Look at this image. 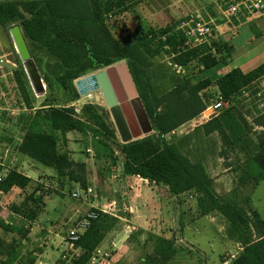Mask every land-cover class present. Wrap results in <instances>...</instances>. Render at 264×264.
I'll return each mask as SVG.
<instances>
[{
	"label": "trees",
	"instance_id": "obj_1",
	"mask_svg": "<svg viewBox=\"0 0 264 264\" xmlns=\"http://www.w3.org/2000/svg\"><path fill=\"white\" fill-rule=\"evenodd\" d=\"M136 2L141 1H0V26L8 28L20 24L32 54L38 47L58 61L62 72L55 79L70 94V99L63 104L49 102L27 119L26 131L18 151L35 163L55 170L58 176L68 177L86 187V180L76 171L77 164L71 159L70 153L61 151L59 147V138L67 142V134L75 131L84 136L90 134L95 140L98 153L111 159L115 165V151L109 142L117 141L118 133L109 114L99 111L93 105H87L82 115H78L74 107L69 106V102L73 103L80 97L75 86L77 80L124 61L154 131L159 135L117 144L125 159L122 164L125 175L142 178L150 184L165 185L172 196L186 192L194 194L199 216L213 212L221 214L229 222V237L241 246V251L228 264H264V218L255 210L247 212L246 208L234 200H223L202 163L191 161L174 142L167 140V136L175 135L176 130L187 122L200 115L207 117L204 112L208 104L202 92L211 87L213 81L210 75L205 74L227 66L232 59L233 48L223 40H213L210 45L191 44L184 33L172 27L157 33L150 31L149 38L143 34L132 44L123 45L105 25V16L114 12L115 8L122 9ZM234 25L238 23L233 21L228 26ZM164 48L168 49L178 66L187 68L196 63L199 74L192 77L174 75L172 87L159 94L148 73L151 66L149 59ZM34 61L38 69L41 68V60L34 57ZM26 76L22 69L16 73V80L24 104L32 110L33 101L24 84ZM263 76L264 63L246 73L235 68L219 77L214 85L229 105L218 116L206 120L202 125L204 135L218 134L222 144V158L228 157L229 151L244 155L242 166L235 170L241 169L240 187L243 188L246 202L264 179V110L253 117L251 123L233 102ZM43 80L48 88L54 86L51 77L45 75ZM84 167L82 164L81 168ZM2 172L0 167V174ZM29 182L30 178L14 170L5 175L1 189L4 192L16 187L24 189ZM31 198L36 204L35 208H28V213L16 205L12 207L14 213L22 215L29 222L37 218V208L41 202L34 195ZM95 211L98 212V218L92 221L77 242V248H81L82 253L71 264H89L90 253L99 246L108 220H112L101 211ZM9 233L25 236L27 231L6 223L0 216V264H36L35 256L21 263L20 246L16 241L10 243L5 239ZM177 254L174 243L163 237L155 247L156 257L150 259L148 264H169Z\"/></svg>",
	"mask_w": 264,
	"mask_h": 264
},
{
	"label": "rangeland",
	"instance_id": "obj_2",
	"mask_svg": "<svg viewBox=\"0 0 264 264\" xmlns=\"http://www.w3.org/2000/svg\"><path fill=\"white\" fill-rule=\"evenodd\" d=\"M140 1L135 4L130 3L126 6L127 8H115L114 12L105 16V25L112 36L123 45L132 44L143 34H147L149 38L150 31L157 33L166 27L176 28L183 21L192 25L191 19H196L197 14L208 23L214 20V30H217V33H213L209 38L211 40L208 42L209 45L213 40L226 41L224 39L238 35L240 27L249 22L258 25L260 30L257 33L258 36L264 35L263 17L253 21L246 20L230 28L229 32H225L223 29L226 26L225 23L230 25L229 21L232 18L226 16L225 10L218 4L220 0ZM217 11L223 17H218ZM10 27L0 26L2 52L4 57L14 64L11 72L0 79V160L4 164L0 167L3 169L2 175L15 170L30 176V182L26 188L16 187V190L3 199V205L7 208L6 212L4 211V216L7 218L3 219L16 228L27 231L25 236L18 233H9L5 236L6 241L10 243L16 241L20 246L21 263L26 258L35 256L36 264H71L82 253V249L69 250L64 238L89 210H109V207L113 210L105 215L112 220H108L101 243L93 253H90L89 264H148L150 259L156 257L155 247L163 237L171 240L178 250V254L169 264H224V262L228 264L237 256L241 246L229 237V222L218 212L200 217L194 194L186 192L179 196H172L165 185L157 184L154 185L163 187L162 190L156 187L157 191L155 189L152 191V189L149 190L150 184L147 180L125 175L122 166L125 159L117 146L122 142L117 131V141L109 142L115 151L117 159L115 165L111 159L98 153L94 145L95 140L90 134L84 136L73 131L67 134V142L59 138L60 150L70 153L71 159L77 164L76 171L86 180V187L68 177L58 176L55 170L35 163L19 153L18 146L25 134L27 119L49 102L63 104L70 99V94L55 79V76L62 72L58 61L36 47L32 56L33 59L38 57L41 60V68L38 69L40 75L42 79L45 75L51 77L54 86L48 88L44 82L45 92L42 95H36L26 76L24 84L34 107L31 110L24 104L16 73L25 69L14 50ZM188 41L193 44L191 40ZM149 60L151 66L148 73L154 89L159 94L172 87L174 75L192 77L199 74L196 63L187 67L190 69L176 65L167 48ZM216 72L215 70L208 75L205 74V76L210 75L213 81V85L202 92L208 106L217 103L220 97L223 98L214 85L219 78ZM4 73L5 71L1 72V74ZM86 77L88 76L83 78ZM249 90L247 95V90H244V93L242 92L233 103L252 123L253 117L264 110V76L259 78ZM69 103L78 115H82L87 105H93L99 111L107 112L112 119L100 90H90L80 94L77 101ZM224 109L226 106L210 117L200 115L194 118L176 130L175 135L167 136V140L174 142L191 161L202 163L206 173L213 180L216 192L223 200H234L246 208L247 212L251 213L255 210L264 218V179L259 182L250 200L246 202L243 188L240 187L242 185L241 169L235 170L236 167L242 166L244 155L229 151L228 157L222 158L220 156L222 144L218 134L208 136L203 134V123L218 116ZM256 129L260 131L259 128ZM155 135L158 134L153 131L142 138ZM82 164L85 165L83 169ZM78 187L92 188V192L86 193L80 201L74 200L71 194ZM149 191H152L153 195L148 194ZM32 195L36 199H41V202L38 204L37 218L29 222L22 215L14 213L12 207L16 205L23 212L28 213V208H35L36 204L31 198ZM196 226H199L197 228L201 230L198 235H196ZM123 235H127L126 238ZM106 253L107 257L104 256Z\"/></svg>",
	"mask_w": 264,
	"mask_h": 264
},
{
	"label": "water",
	"instance_id": "obj_3",
	"mask_svg": "<svg viewBox=\"0 0 264 264\" xmlns=\"http://www.w3.org/2000/svg\"><path fill=\"white\" fill-rule=\"evenodd\" d=\"M9 31L35 94L42 95L45 92L44 81L33 59L22 27L14 24ZM85 83L88 84L87 87H83ZM75 85L79 94H85L90 90L101 91L123 144L142 138L154 131L126 62L114 64L86 78H81L76 81ZM126 236L123 235L124 238Z\"/></svg>",
	"mask_w": 264,
	"mask_h": 264
},
{
	"label": "built area",
	"instance_id": "obj_4",
	"mask_svg": "<svg viewBox=\"0 0 264 264\" xmlns=\"http://www.w3.org/2000/svg\"><path fill=\"white\" fill-rule=\"evenodd\" d=\"M219 4L226 12V16L228 18H232L236 23H242L246 20H255L258 18H264V0H220ZM111 16V14L109 15ZM204 18L197 14L196 19H191L192 25L188 22L183 21L181 25H177L176 30L184 33L189 40L193 42L194 45H201L203 43H208L211 40L209 38L212 37V34L215 32L214 23H208L203 20ZM229 19V20H230ZM228 20V19H227ZM231 20V21H232ZM229 21V23H232ZM188 24V25H187ZM238 25H234L236 27ZM14 68V64L4 57V53L2 52V47L0 44V79L5 78L10 72L11 69ZM2 71H5L4 74H1ZM247 90L246 95L249 94L250 90ZM220 97V96H219ZM228 102L223 98H219L217 103L213 105H209L204 112V115L207 117L213 116L217 114L222 108L227 107ZM0 166H4L3 162L0 160ZM4 175L0 174V197L4 194L1 189V184L4 180ZM92 188H76L71 194L74 200L80 201L83 197H85L86 193H91ZM109 210L97 209L104 214H110L112 212V207H109ZM98 218V212L95 210H89L88 213L83 215V218L78 221V224L69 231L67 237H65L64 242L69 250H78L77 242L83 235V232H86L92 221ZM104 256H108V254H104Z\"/></svg>",
	"mask_w": 264,
	"mask_h": 264
},
{
	"label": "crops",
	"instance_id": "obj_5",
	"mask_svg": "<svg viewBox=\"0 0 264 264\" xmlns=\"http://www.w3.org/2000/svg\"><path fill=\"white\" fill-rule=\"evenodd\" d=\"M221 16H222V14L220 12H218V17H221ZM213 23H214V20H213ZM218 25H223V24H218ZM225 25H224L225 27L223 28L225 32H229V30H231L230 28L234 27V26H231V27L228 26L227 22L225 23ZM263 27H264V25H263ZM263 30H264V28H263ZM259 31L260 30H259V27L257 24H254V22H249V23L242 25L240 27V31H239L238 35L231 37V38L229 37L227 39H224V40H226L225 41L226 43H228L230 46H232V48H233L232 53L233 54H232V59L230 60V63L228 66L222 67V68L216 70L217 71L216 72L217 78L221 77L225 73H227L230 70L235 69V68H240L243 72L246 73V72L252 71L256 67H258L260 64L264 63V35L262 37L258 36L257 33ZM216 33H217V30H216ZM23 175H25V174H23ZM25 176L30 178L29 175H25ZM4 177H5V175H4ZM136 178L141 180L138 177H136ZM156 187L157 188L160 187L159 188L160 190H162V188H163L161 186L150 184L149 190L152 189V191H154V189H155L157 191ZM14 190H16V188H13L9 192L3 191L4 194L0 197V207H1L0 216L4 219L7 218V216H4V211L6 212L5 209H7V208L3 205V199L4 198L6 199L10 195V193L13 192ZM152 191H149L150 193H148V194H152L151 193ZM6 223H8V221H6ZM197 227H199V226H196V235H198V233L201 232V230H199ZM147 228L151 229V227H147ZM224 264H227V262H224Z\"/></svg>",
	"mask_w": 264,
	"mask_h": 264
},
{
	"label": "bare ground",
	"instance_id": "obj_6",
	"mask_svg": "<svg viewBox=\"0 0 264 264\" xmlns=\"http://www.w3.org/2000/svg\"><path fill=\"white\" fill-rule=\"evenodd\" d=\"M88 86V84L87 83H85L84 85H83V87H87Z\"/></svg>",
	"mask_w": 264,
	"mask_h": 264
}]
</instances>
